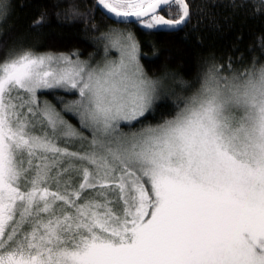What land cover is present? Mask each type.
I'll return each instance as SVG.
<instances>
[{
  "label": "snow or ice",
  "instance_id": "snow-or-ice-1",
  "mask_svg": "<svg viewBox=\"0 0 264 264\" xmlns=\"http://www.w3.org/2000/svg\"><path fill=\"white\" fill-rule=\"evenodd\" d=\"M95 7L155 31L192 21L188 0ZM9 8L0 0V15ZM105 38L121 55L98 68L74 53L0 55V264H264V67L229 77L214 65L171 119L125 133L121 122L152 113L160 82L131 32ZM43 89L79 93L65 109L92 130L87 148L71 150L86 138L38 104Z\"/></svg>",
  "mask_w": 264,
  "mask_h": 264
},
{
  "label": "trees",
  "instance_id": "trees-1",
  "mask_svg": "<svg viewBox=\"0 0 264 264\" xmlns=\"http://www.w3.org/2000/svg\"><path fill=\"white\" fill-rule=\"evenodd\" d=\"M228 2L188 0L192 21L183 32L155 31L138 23L130 24L147 75L170 78L173 88L176 87L153 106L146 119L134 122L131 128L155 126L171 119L177 106L183 107V100L195 92L204 74L214 65L223 66L221 75L229 77L264 67V5L260 0H244L245 6L234 10L227 6ZM8 3V13L0 15V55L15 48L90 57L101 50L100 34L114 24H121L97 10L95 0H8ZM73 8L83 15L65 19L64 13ZM201 9L205 10L203 16L199 14ZM41 14H45L46 23L33 29V21ZM57 93L65 99L73 97L69 92ZM57 93L43 94L59 106Z\"/></svg>",
  "mask_w": 264,
  "mask_h": 264
},
{
  "label": "rangeland",
  "instance_id": "rangeland-1",
  "mask_svg": "<svg viewBox=\"0 0 264 264\" xmlns=\"http://www.w3.org/2000/svg\"><path fill=\"white\" fill-rule=\"evenodd\" d=\"M130 24L131 23L114 24L111 27L106 28L100 34L99 41H100V44L102 45L100 52H98L97 54H92L90 57H86V58H82V57H78V56H72V59L73 60L79 59L80 61L85 62L91 68L103 67L107 62L118 61L120 59V55H121L120 51L118 48L111 46L109 40H107L105 38V34H107L111 29H117V30H122L124 32H131L135 36L134 32L131 29ZM135 38H136V36H135ZM136 40H137V38H136ZM137 42H138V40H137ZM138 45H139V43H138ZM36 54H46V53H36ZM47 54L59 55V54H54V53H50V52H47ZM140 58H141V53H140V49H139L138 60H139V64H140L144 74L146 75V77L149 80L160 82V86L157 88V95L159 98L157 100H155V102L153 104V106H154L158 101H160L165 96H167L168 93L170 91H172L173 89H175L176 87L173 88L174 84L170 78H159V77L155 78V77L148 76L147 73L145 72L143 66H142ZM49 91L53 92L54 95L57 93V91L69 92L72 94L73 97H72V99H65L64 96L57 93L56 101L58 102L59 106H56V103L54 101H50L51 99H49L50 97H48V95L43 94V93H48ZM13 95L15 96L17 94L13 93ZM36 99H37L38 104L41 107H43L45 105V103L48 104L49 106L54 107L56 109V111L61 113V116L65 120H67L70 124H72L78 130V132H80L83 135V137L86 138V140H84V141H81L79 138H76L73 141L74 147H72L71 150L76 151L77 150L76 148L81 147L82 144L84 145L85 148H87V141H90L92 139V130L83 128V126L80 123L79 116L73 115V114L67 112L65 109V106H69V107L74 108L75 107L74 102L78 101L80 99L79 93L76 90L69 91V90H65V89H43V90H39L37 92ZM121 130L123 132L127 133V132H136V131H139L140 129L129 128V126L125 122H121ZM39 131L40 130L37 129V134H39ZM61 146L63 147L64 144L61 143Z\"/></svg>",
  "mask_w": 264,
  "mask_h": 264
},
{
  "label": "water",
  "instance_id": "water-1",
  "mask_svg": "<svg viewBox=\"0 0 264 264\" xmlns=\"http://www.w3.org/2000/svg\"><path fill=\"white\" fill-rule=\"evenodd\" d=\"M111 20H113V19H111ZM114 21V20H113ZM116 22V21H115ZM127 23H135V22H127Z\"/></svg>",
  "mask_w": 264,
  "mask_h": 264
},
{
  "label": "flooded vegetation",
  "instance_id": "flooded-vegetation-1",
  "mask_svg": "<svg viewBox=\"0 0 264 264\" xmlns=\"http://www.w3.org/2000/svg\"><path fill=\"white\" fill-rule=\"evenodd\" d=\"M173 11H175V10H173Z\"/></svg>",
  "mask_w": 264,
  "mask_h": 264
}]
</instances>
